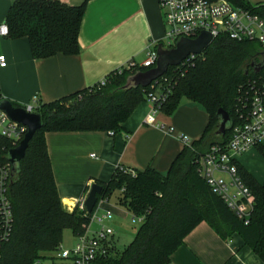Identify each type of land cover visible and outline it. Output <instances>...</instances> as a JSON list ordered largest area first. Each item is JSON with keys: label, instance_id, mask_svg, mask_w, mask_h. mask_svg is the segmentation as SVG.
<instances>
[{"label": "trees", "instance_id": "16d2710c", "mask_svg": "<svg viewBox=\"0 0 264 264\" xmlns=\"http://www.w3.org/2000/svg\"><path fill=\"white\" fill-rule=\"evenodd\" d=\"M90 1L70 6L59 0H17L5 19L8 38H28L35 59L77 55L81 51L79 37ZM226 1L264 20V4ZM262 53L258 41L240 42L220 36L202 54L190 62L170 67L147 88L124 86L128 77L151 67L116 72L106 78L104 85L98 83L50 103L38 100L36 112L41 115L42 127L29 143L18 172L11 177L15 228L11 240L4 246L0 264H39L46 254L60 249L66 230H71L76 237L84 234L89 226L90 213L81 210L79 205L67 211L62 204L46 135L57 132L120 134L138 106L147 101V96L159 92L165 95L158 104L160 113L173 116L184 101L195 102L209 113V124L199 140L186 143L166 175L152 167L143 171L117 167L107 183H98L103 188L98 200L115 196L133 217L144 220L124 250L118 251L116 247L97 264H169L173 253L202 222L222 239L241 237L264 262V183L258 182L236 159L232 162L253 197L246 224L214 192L203 175L207 153L216 145L228 144L233 127L242 122L239 100L245 97L249 82L264 77V67L260 72L254 69V65L263 61ZM0 97L3 98L1 93ZM219 109H224L231 118V128L220 136L216 134ZM12 149L13 144L0 137V161L9 163L8 154ZM256 149L264 157V145Z\"/></svg>", "mask_w": 264, "mask_h": 264}, {"label": "crops", "instance_id": "0c3cea01", "mask_svg": "<svg viewBox=\"0 0 264 264\" xmlns=\"http://www.w3.org/2000/svg\"><path fill=\"white\" fill-rule=\"evenodd\" d=\"M16 1L0 0V24L5 22ZM59 1L70 6L84 2ZM249 2L264 4V0ZM164 36L165 23L159 0H92L87 5L81 26V51L77 55L58 54L35 59L28 38L10 39L0 35V55H4L7 61V66L0 69L1 96L20 105L31 103L35 98L43 103L56 101L94 87L130 62L142 64L149 52L161 44ZM153 109L148 101L141 103L125 123V131L117 135L108 132L46 135L65 210L73 211L78 202L87 197L93 184L107 183L117 167L138 171L152 167L166 175L186 145L183 138L190 143L199 140L210 121L209 113L202 105L184 101L173 116L159 112L157 125H149L145 121ZM94 154L97 155L95 158ZM221 176L229 180L226 174ZM109 203L110 198H107L101 200L99 206L113 212L110 224L114 228L118 217L115 214H121L111 209ZM97 228L95 225L94 230ZM114 240L117 245L116 230ZM169 264L264 262L241 237L222 239L202 222L173 253Z\"/></svg>", "mask_w": 264, "mask_h": 264}, {"label": "built area", "instance_id": "2783aa9c", "mask_svg": "<svg viewBox=\"0 0 264 264\" xmlns=\"http://www.w3.org/2000/svg\"><path fill=\"white\" fill-rule=\"evenodd\" d=\"M159 4L165 23V36L161 42L165 49H174L181 39L195 40L205 33L211 35L213 40L220 36H227L240 42L258 41L264 52V20L249 11L235 7L226 0H159ZM0 35L9 36V28L5 22L0 24ZM195 56L190 55L182 64L190 62ZM157 61L156 48L149 52L148 58L142 64L130 62L118 73L121 74L125 70L154 68ZM6 66V57L0 55V69ZM100 83L104 85L106 79ZM248 85L245 97L239 100L238 110L242 122L233 127L228 144L224 147L217 145L212 147L203 163V175L209 186L224 199L239 218L245 219L246 224H248L246 218L253 205V197L250 190L239 179L237 167L232 162L248 150L263 144L264 77L250 81ZM163 97L165 95L160 92L150 93L147 96V101L154 107L145 121L147 124L157 125L158 104ZM38 100L35 98L31 103L18 108L30 114L37 113ZM27 133L26 125L14 121L0 109V137L9 140L13 144V149L20 145ZM183 140L185 143H190L187 139L183 138ZM11 173V164L0 161V261L4 246L11 240L15 228L14 210L10 197ZM221 174H226L229 180H225ZM85 199L77 204L81 210H86ZM99 202L90 213V223L86 232L75 237L74 246L71 249L60 247L56 251L60 264H97L99 259L107 257L115 250V230L110 224L114 215L110 210H102ZM143 220L144 218L132 217L133 223H142ZM95 225L98 227L97 230H94Z\"/></svg>", "mask_w": 264, "mask_h": 264}, {"label": "water", "instance_id": "95a60500", "mask_svg": "<svg viewBox=\"0 0 264 264\" xmlns=\"http://www.w3.org/2000/svg\"><path fill=\"white\" fill-rule=\"evenodd\" d=\"M212 37L209 34H203L195 40L181 39L176 48L165 49L162 44L157 47L158 61L156 66L147 71H138L134 75L128 77L124 88L143 87L147 88L151 86L158 79L163 77L170 67H177L181 65L190 55H200L212 42ZM263 61L257 65H254L256 72H260L264 67V52L262 53ZM0 109L5 111L11 119L19 122L28 127V133L24 140L17 148L9 151L8 161L12 166V175L18 172V165L26 155V151L29 147V143L33 139L35 133L42 127V118L38 113L30 114L24 109L15 107L14 104L2 98L0 100ZM218 116L220 122L217 126L216 134L218 136L226 134L231 128V118L224 109H219ZM102 186L95 183L91 186V189L85 199V207L88 213H92L98 204V195L102 193Z\"/></svg>", "mask_w": 264, "mask_h": 264}, {"label": "rangeland", "instance_id": "374dc122", "mask_svg": "<svg viewBox=\"0 0 264 264\" xmlns=\"http://www.w3.org/2000/svg\"><path fill=\"white\" fill-rule=\"evenodd\" d=\"M263 145H264V141H263ZM96 156L97 155L94 154V158ZM237 160L246 170H248L256 178L258 182L264 183V157L260 154V152L256 148L250 149L246 153L238 156ZM101 182H105V181H101ZM114 203L116 205H114ZM108 206L111 209H114V211L116 210L120 212L121 214V216H119L117 212L116 214L114 213L118 217L115 218L116 220L114 221L113 226L116 230L117 239H118V243L116 247L118 251H122L134 239L135 234L138 228L140 227L141 223L132 222V215L127 210H125L119 203H117L115 196L110 198V203ZM100 208L103 209L101 206ZM74 243H75V236L72 234L70 230H66L63 236L62 247L65 249H71L74 246ZM56 254H57L56 251L46 254L44 260L39 264H53L55 261H56L55 264H60V262L57 260Z\"/></svg>", "mask_w": 264, "mask_h": 264}]
</instances>
